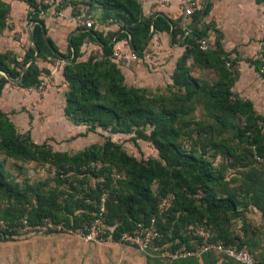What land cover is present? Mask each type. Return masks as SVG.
<instances>
[{
  "label": "trees",
  "instance_id": "16d2710c",
  "mask_svg": "<svg viewBox=\"0 0 264 264\" xmlns=\"http://www.w3.org/2000/svg\"><path fill=\"white\" fill-rule=\"evenodd\" d=\"M23 1L29 7L30 23L40 21L43 25L40 14H46L49 6L42 5L41 0ZM139 1L88 0V5L98 2L107 12L118 11L123 22L122 33L113 44H109L102 32L77 27L69 39L72 59L61 54L49 37H44L46 29L43 33L40 25H34L31 32L33 44L25 52L20 67H10L9 53H0V97L4 86L9 82H14L23 89L39 87L44 73L37 60L63 59L65 64L62 72L68 85L64 115L73 123L85 125L86 132H95L100 128L111 133H134V140L142 139L153 144L160 160L142 163L125 155L110 140L103 146L91 145L74 154L52 152L45 142H32L29 133L18 134L8 114L0 109L2 153L11 158L51 163L62 170L63 176L67 175L63 179L67 183L66 188L38 193L37 204L31 205L27 191L19 189L17 184H12L7 179L4 165L0 161V192L6 193L16 205L0 210V221L7 226L0 229V240H12L17 236L19 231L16 228L23 227V221H26V226L35 228L40 227L44 219H50L54 225L60 226L59 230L85 235L83 226L94 220L97 212L95 205L101 198L102 190H107L106 223L112 228V232L110 238L105 239L118 243L120 233L133 229L137 223L148 221L156 213L158 198L171 193L174 195L173 206L166 215V223L158 226L162 243L173 238L185 241L180 235L181 230L203 221L213 226L219 238L227 243L233 241L230 219L234 218L235 222L241 224L244 215L238 212L241 203L237 200L236 187L224 184L222 173L218 171L234 167L244 158L255 162L254 149L264 157V134L259 125L263 118L255 113L251 102L232 97L230 89L234 79L225 69L228 61L221 56L223 52L219 41L214 39V50L202 52L198 48V39L209 36L198 27L200 19L209 12V4L193 14L191 33L184 36L180 17L170 19L158 13L152 19V15L143 14ZM255 1L264 4V0ZM9 11V5L0 0V34L7 27ZM171 30L172 44L184 45L191 55L204 56L205 63L215 67L218 80L205 94L218 114L239 116L242 119V125L235 134L220 130L212 124H201L193 117L188 121L181 120V114L185 111L182 103H191L202 91L185 66V55L177 60L172 74L173 86L184 90V94L179 99L176 98L177 102L163 105V100L147 97L145 89L125 86L119 65L112 59L115 45L122 41L121 38H129V41H125L141 55L147 40L154 33H168ZM88 40L100 47V60H94L89 55L87 61H78ZM252 65L264 80V37L259 57L252 60ZM100 82L105 84L108 104L101 102ZM193 112L194 108L187 111L189 114ZM147 126L152 128L148 134L145 130ZM187 142H191L189 151L184 148ZM217 156L223 161L214 166L213 161ZM114 161L120 169H125V193L115 185L107 166L108 162ZM255 164L257 165L256 162ZM90 177L102 180L92 186L87 183ZM155 182H166L171 187L152 194L151 186ZM244 190L252 206L264 214V181L259 166L246 180ZM59 214H64L63 219ZM222 219L225 221L222 222ZM50 230L52 229L47 231ZM246 242L242 240L241 243L248 246ZM249 250L257 264H264V252L255 254L251 248ZM165 264L238 263L221 255L208 253L200 258L175 260Z\"/></svg>",
  "mask_w": 264,
  "mask_h": 264
},
{
  "label": "rangeland",
  "instance_id": "374dc122",
  "mask_svg": "<svg viewBox=\"0 0 264 264\" xmlns=\"http://www.w3.org/2000/svg\"><path fill=\"white\" fill-rule=\"evenodd\" d=\"M2 1L9 3L14 0ZM49 1L51 4L48 10L50 19L48 35L58 48H66L64 55L67 59L73 58L68 48L69 36L77 27H86L76 21L73 22V19L76 20L80 17L83 20L93 21V30L103 31L106 43L109 44H113L122 33L123 22L118 16L120 13L116 10L107 12L98 2L88 5V0ZM204 3L209 4V12L200 19L198 27L219 41L223 52L221 56L230 63L229 67L225 64V69L234 79L230 89L232 97L251 102L255 113L263 118L262 121H259V125L264 134V80L255 72L252 65V60L259 57L262 48L264 4H258L255 0H201V4ZM27 11L26 9L18 24L8 18L7 27L0 34V39L5 44H10L11 40L19 42L23 38L24 44L20 43L17 48L24 51L31 47L29 41L31 29ZM154 34L152 37L155 36ZM168 34L170 33L163 34L162 38H158L159 44L163 47L161 51L165 52L163 68L152 72L143 66L138 76L135 74L133 76L131 72L133 66L131 65L130 71H121L123 76L125 75V86L145 89L147 97L152 100L161 99L163 105L177 102L176 98L179 99L184 94V90L173 86L172 74L177 60L185 55V66L202 91L191 103H182L185 111L181 114V120L188 121L193 117L201 124H212L219 127L220 130L235 134L242 125V119L239 116L227 117L218 114L205 94V91L218 80L215 67L206 64L204 56L191 55L184 45L170 43ZM152 37L146 43H149ZM121 39L129 41V38ZM9 44L0 48L2 50L0 53H9L10 67H20L25 54L19 50L20 54L17 51L7 50ZM91 49V46L84 45L78 61H87L89 51H91L90 56L94 58V51ZM37 64L44 73L42 77L50 79L48 90L41 91L39 87L23 89L16 83L9 82L4 86L0 98V109L8 114L18 134L27 135L29 133L32 142H45L52 152L74 154L91 145L103 146L107 140H110L119 146L125 155L133 157L137 161L149 163L153 160H160L158 151L153 144L142 139L134 140V133H111L109 130L100 128H97L95 132H86L85 125L70 121L64 116L62 105L58 104L60 99L64 100L68 89L63 72L59 70V72L51 74L52 62L49 60H37ZM160 77L162 81H159ZM104 87L105 84L100 82L101 102L108 104ZM47 101L55 102L53 108L48 107ZM193 108L192 114L187 113ZM151 129L150 126L145 128L147 134ZM190 147L191 142H187L184 146L187 151L190 150ZM0 161L4 165L7 179L12 184H17L19 189L27 191V197L32 202L31 205L37 204L36 194L47 193L49 190H62L67 187V183L63 182L67 175L63 176L62 170L51 163L11 158L1 151ZM222 161L223 159L217 156L213 165L217 166ZM107 166L110 168L111 177L116 182L115 185L124 193L127 192L125 169H120L115 161L108 162ZM257 169L258 166L253 160L244 158L240 164L218 171V173H222L224 184L236 187L237 200L241 203L238 206V212L244 215L241 224L235 222L234 218L230 219V227L235 233L242 235L243 240L247 241L249 248L255 254L264 252V214L252 206L248 194L245 193L244 184L252 172ZM101 180L102 178L90 177L87 183L94 186ZM170 187L171 185L166 182H155L151 186L152 194L157 193L160 189ZM101 193V196L104 194L107 199L108 191L102 190ZM11 206H16L14 201L6 193L0 192V210ZM59 215L63 219L64 214ZM223 221L225 220L222 219ZM5 227H7L6 224L0 221V229ZM16 230L19 231L18 235L14 236L12 240H0V264H79L83 253L81 248L83 243L109 241L105 238L87 241L78 233L58 229L48 232L37 227L19 226ZM138 252L149 258L148 264L162 263L155 253Z\"/></svg>",
  "mask_w": 264,
  "mask_h": 264
},
{
  "label": "built area",
  "instance_id": "2783aa9c",
  "mask_svg": "<svg viewBox=\"0 0 264 264\" xmlns=\"http://www.w3.org/2000/svg\"><path fill=\"white\" fill-rule=\"evenodd\" d=\"M145 0L139 1L143 4ZM41 4L49 6V0H41ZM150 5L157 7L176 6L181 16V29L184 33L187 32L185 21L190 19L193 14L202 9L198 0H151ZM50 7V6H49ZM41 16L45 14L41 13ZM77 22L85 25L86 28H92L94 22L91 20H83L80 17L76 19ZM198 48L202 52H208L216 48L214 40L206 37L199 38L197 41ZM94 60L102 58L101 51L93 54ZM138 53L129 46L127 41L118 42L112 53L113 61L118 65H125L131 61L138 60ZM50 62L57 69H62L65 61L60 58H48ZM229 67L230 63L227 62ZM45 83L42 82L39 89L42 90ZM254 158L257 165L261 168L262 179L264 181V157L256 153L254 149ZM174 195L168 193L158 198L156 205V213L146 222L137 223L136 226L124 231L118 236V243L132 247L141 252L155 253L163 262H170L175 260H183L187 258H200L208 253H215L222 257L232 259L238 264H257V260L250 252L246 244H242L243 237L233 231V241L227 243L225 240L218 237L213 226L206 221L202 223L190 224L181 230L180 235L185 238L181 241L179 238H173L168 242L162 243V234L159 230V224L166 223V215L173 206ZM97 212L95 218L89 224L84 225L85 235L78 233L87 241H95L96 239L110 238L112 228L106 223V197L103 194L96 203ZM24 228H27L26 221H23ZM42 230L60 229V226L54 225L50 219H44L42 225L37 227Z\"/></svg>",
  "mask_w": 264,
  "mask_h": 264
},
{
  "label": "crops",
  "instance_id": "0c3cea01",
  "mask_svg": "<svg viewBox=\"0 0 264 264\" xmlns=\"http://www.w3.org/2000/svg\"><path fill=\"white\" fill-rule=\"evenodd\" d=\"M198 1L201 4V0H198ZM150 3H151V0H145L143 2V4H140L142 9H143V14L145 16L152 15V19H154V17H155L154 14L162 13L170 19H177L179 17L181 19V16H179L180 14H179L176 6L171 5V6H167V7H157L154 5H150ZM6 4H8L9 8H10L8 18L10 19V21L15 22V24L20 23V20L22 19V16H23L26 9L28 10L27 11V17H28L29 7L23 0L22 1L14 0L13 2H9ZM205 5H206L205 3L203 5L201 4L202 8ZM42 19L44 22L43 25L46 29V37L50 38V36L48 35V33H49L48 32V29H49L48 21H50L49 13L47 12L44 16H42ZM75 21L76 20L73 19V22H75ZM77 23H79V22H77ZM79 24H81V23H79ZM184 24L187 27V32L185 33L184 36L190 35L192 27H193L192 17L190 19H187ZM180 26H181V24H180ZM16 28H17V26H16ZM169 33L170 34H168V37H169L170 43H171L172 30ZM163 34H166V33H162V32L155 33L154 34L155 36H153L151 38L152 40L149 43H147V45H145V49H144V51H142L141 55H138L139 56L138 60L131 61L125 65H120L119 66L120 70L124 71V72L130 71L129 69H131V65H132L133 67H132L131 72H132L133 76H134V74L136 76H138V73H140L142 71L143 66H146V68L152 72H155L157 70H161L163 68L162 64L164 62L163 57H164L165 52H164V50L161 51V49L163 47H162V45L159 44L158 38L159 37L162 38ZM72 35H73V33L69 36V39ZM184 36L181 38L180 42H182ZM208 38L214 40V38L211 36H208ZM29 41H30V39H29ZM20 43L24 44L23 38L19 42L11 40L10 44L9 43L5 44L4 41L2 39H0V48H4L9 44V47L7 50H12L15 52L17 51L18 54H20V52L23 51L22 53L25 54L26 51L20 50L19 48H17V47H19ZM86 44L91 46V48H92L91 50L94 51L93 52L94 54L96 52L101 51L100 47L98 45H96L95 43H93L92 41H86L85 45ZM68 48H69V40H68ZM57 49L61 54H63V55L65 54L66 48L62 49V48L57 47ZM1 51L2 50H0V52ZM90 54H91V51H89L87 53L88 56ZM52 65H53V63H52ZM52 65H51V68H52L51 74L59 72V70L62 71L61 68L57 69L54 65H53V67H54V69H53ZM131 72H128V73H131ZM49 80H50L49 78L43 79L42 82H44L45 85L41 91H45V90L49 89V87H50V84L48 83ZM159 81H162L161 77H160ZM9 103H11V101ZM47 104H48L49 108H51V107L53 108V106L55 105V102L54 101H51V102L47 101ZM58 104L62 105L63 114H64L65 98H64V100L60 99ZM81 248L83 250V253L79 259V262H78L79 264H148V261L150 262L149 258L146 255H143L142 253L134 250L133 248H131L129 246H122L121 244L113 242L111 240L102 241V242L83 243L81 245ZM161 264H165V262L162 261Z\"/></svg>",
  "mask_w": 264,
  "mask_h": 264
},
{
  "label": "water",
  "instance_id": "95a60500",
  "mask_svg": "<svg viewBox=\"0 0 264 264\" xmlns=\"http://www.w3.org/2000/svg\"><path fill=\"white\" fill-rule=\"evenodd\" d=\"M34 25H40V26H41V29H42V32L44 33V31H45V27H44V25H42V24L40 23V21H35V22H31V23H30V29H31L30 32H32V28H33ZM43 35H44V37L46 38V34H43ZM30 41H31V45H32V44H33V43H32V42H33L32 34H30Z\"/></svg>",
  "mask_w": 264,
  "mask_h": 264
}]
</instances>
